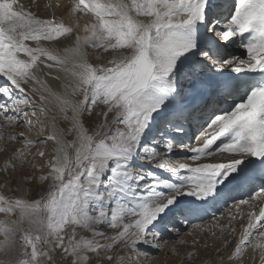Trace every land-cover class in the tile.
I'll use <instances>...</instances> for the list:
<instances>
[{"label":"snow or ice","instance_id":"obj_1","mask_svg":"<svg viewBox=\"0 0 264 264\" xmlns=\"http://www.w3.org/2000/svg\"><path fill=\"white\" fill-rule=\"evenodd\" d=\"M40 7L0 0V264H264V0Z\"/></svg>","mask_w":264,"mask_h":264},{"label":"bare ground","instance_id":"obj_2","mask_svg":"<svg viewBox=\"0 0 264 264\" xmlns=\"http://www.w3.org/2000/svg\"><path fill=\"white\" fill-rule=\"evenodd\" d=\"M22 2L25 3L26 5H32L33 3L39 4L41 6L40 10H39V14L47 17V16L51 15V10L46 11L43 7L44 5H46L50 2L53 4H55V3L67 4L70 2V0H22ZM56 12H57V15H60L62 12V9H57ZM85 19L86 18H84V17L81 18L82 24L85 21ZM21 130L22 129H19L18 131H21ZM31 135L35 136V132H33ZM176 158H180V157H176ZM2 163L3 162L0 161V164H2ZM233 195H236L237 199L249 198V196H248L249 190L248 189H242L240 191V193L237 194L236 192H234ZM232 203H233L232 201H229L228 207H225L224 204L212 206L209 208L208 214L205 215L202 220H193L192 223H207L208 221H210L212 219L213 213H215L216 215H219L221 212H226ZM221 208H222V211L219 212L221 210ZM237 227H239V225H237ZM186 231H188V228H182L181 235H183L184 232H186ZM184 238L189 240L188 248H190L191 247L190 238L187 236H185ZM174 239H176V237H174V236L169 237V244H171ZM205 239H208V237L206 236ZM208 242L210 245L212 244V241L210 239L208 240ZM203 243H204V241L202 240L201 244H203ZM167 247H168V245H165V249H167ZM188 248L181 247L180 248L181 255H183L188 250ZM143 251H148L150 253L151 260L146 261V260H144L143 257H141L140 258L141 264H174L175 261H178L180 259V257L174 256L172 253H166L164 251L157 252L154 249H148V248H144ZM209 252H211V248L209 249ZM195 264H199V261H196Z\"/></svg>","mask_w":264,"mask_h":264},{"label":"rangeland","instance_id":"obj_3","mask_svg":"<svg viewBox=\"0 0 264 264\" xmlns=\"http://www.w3.org/2000/svg\"><path fill=\"white\" fill-rule=\"evenodd\" d=\"M19 129H16V131H18ZM4 155H2V154H0V161L1 162H3V160H4ZM242 190V189H241ZM241 190H239V191H237L236 193L238 194V193H240V191ZM243 194V193H242ZM31 196H34L35 195V193L33 192V193H31L30 194ZM248 196H250V192H249V195ZM225 205V207H228L229 205L228 204H224ZM222 211V208H221V210L219 211V212H221ZM141 264V263H140Z\"/></svg>","mask_w":264,"mask_h":264}]
</instances>
